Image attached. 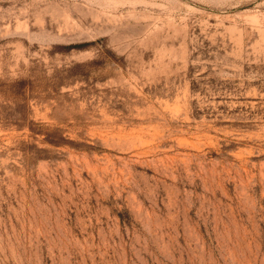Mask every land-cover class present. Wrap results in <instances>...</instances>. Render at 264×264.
I'll return each mask as SVG.
<instances>
[{
    "label": "rangeland",
    "instance_id": "rangeland-1",
    "mask_svg": "<svg viewBox=\"0 0 264 264\" xmlns=\"http://www.w3.org/2000/svg\"><path fill=\"white\" fill-rule=\"evenodd\" d=\"M0 264H264V0H0Z\"/></svg>",
    "mask_w": 264,
    "mask_h": 264
}]
</instances>
